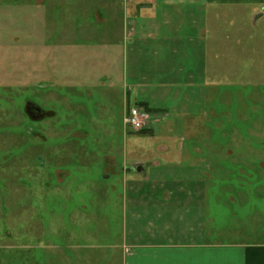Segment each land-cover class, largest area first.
I'll use <instances>...</instances> for the list:
<instances>
[{
    "label": "rangeland",
    "instance_id": "1",
    "mask_svg": "<svg viewBox=\"0 0 264 264\" xmlns=\"http://www.w3.org/2000/svg\"><path fill=\"white\" fill-rule=\"evenodd\" d=\"M193 1L169 0L183 11L162 38L200 45L201 103L191 88L143 102L136 131L126 79L161 73L123 28L135 0H0V264H120L149 215L186 226L154 205L199 183L208 243L264 246V5Z\"/></svg>",
    "mask_w": 264,
    "mask_h": 264
},
{
    "label": "crops",
    "instance_id": "2",
    "mask_svg": "<svg viewBox=\"0 0 264 264\" xmlns=\"http://www.w3.org/2000/svg\"><path fill=\"white\" fill-rule=\"evenodd\" d=\"M128 1V0H126ZM133 7L126 6L125 15L135 14L136 22H132L125 16L124 30H127L128 36L135 38V46L143 48L142 53H149L146 57V62L150 64L149 69L160 71V75L155 77L151 70L140 77L139 74H133L127 77L129 84L133 85L134 92L137 97L134 99L136 102H146L150 107H157L162 105L160 102L166 101L167 97L176 96L173 91L176 88H184L181 90L194 89L193 93H198L200 90L203 77L201 75L206 71V56H199L197 42L176 41L173 38H162L163 35H171L175 30L173 14L181 9H176L171 6L169 0H135ZM143 1V3H142ZM196 1V2H195ZM192 2V8L198 9L197 12L207 11V3L215 5L217 3H251L254 6L264 5V0H195ZM198 1V3H197ZM126 3V2H125ZM150 3V4H149ZM147 4V5H145ZM127 10V13H126ZM138 18V19H137ZM139 25V26H138ZM130 32V34H129ZM132 32V33H131ZM149 35L151 38L145 36ZM201 43V42H200ZM145 48V50H144ZM193 49V51L190 50ZM141 58V55L139 54ZM180 59L178 67L176 63ZM139 58L132 60V63L139 64ZM125 63V61H124ZM127 70L129 67V59L126 61ZM175 63V64H174ZM204 63V65H201ZM152 64V65H151ZM154 64L156 66H154ZM162 73L164 74L161 79ZM167 76V77H166ZM129 78L131 80H129ZM179 80V81H177ZM126 82V81H125ZM180 82L181 84H177ZM147 90V92L145 91ZM156 90V92L154 91ZM201 91V90H200ZM143 96L145 99H140ZM186 98V97H185ZM202 94L198 93L192 98L193 107L201 103ZM134 101L127 104L130 107ZM171 102V100L169 101ZM188 108V106H183ZM164 108V107H161ZM165 109V108H164ZM183 108L178 109L179 112ZM128 108L126 109V111ZM193 110V109H192ZM191 110V111H192ZM195 111V110H193ZM126 113V112H125ZM175 173V172H172ZM185 175H189L187 172ZM154 177H150L152 180ZM183 178V177H182ZM181 178H177L179 180ZM175 181V179H172ZM193 180H189V184ZM166 184V183H164ZM200 184V185H199ZM191 185L195 190H199V196L189 191L187 194H179L178 202L173 201V192L165 199L156 201L154 206H158L157 210L153 213L160 215L162 211L167 213L175 209H183L182 215L185 216L186 226L181 227L178 231L175 228V223L172 221L174 216L164 218L162 224L157 223L152 218V223L149 228L151 235L149 239L143 237L141 234L134 235L133 242L127 244L128 238L124 233L122 243V253L119 252L120 264H264V246H247V245H228L220 243H208L207 239V219L203 218L204 207V194L201 193L202 184ZM154 186V185H153ZM157 186V185H156ZM190 188V186H189ZM189 195V196H187ZM193 196V197H192ZM159 197L164 198L161 194ZM147 204V203H146ZM143 205V204H142ZM142 209L137 214H133L134 218L142 215L145 217L146 212ZM197 207L196 209L192 208ZM137 208V207H136ZM192 214H197L198 217L192 220ZM157 217V216H156ZM170 221H172L170 223ZM163 225V226H162ZM181 232V234H178ZM181 238L179 243H176V238ZM126 247V249H125Z\"/></svg>",
    "mask_w": 264,
    "mask_h": 264
},
{
    "label": "built area",
    "instance_id": "3",
    "mask_svg": "<svg viewBox=\"0 0 264 264\" xmlns=\"http://www.w3.org/2000/svg\"><path fill=\"white\" fill-rule=\"evenodd\" d=\"M150 113L143 107L134 102L125 113V126H129L136 131L145 129L150 120ZM148 127V126H147Z\"/></svg>",
    "mask_w": 264,
    "mask_h": 264
},
{
    "label": "trees",
    "instance_id": "4",
    "mask_svg": "<svg viewBox=\"0 0 264 264\" xmlns=\"http://www.w3.org/2000/svg\"><path fill=\"white\" fill-rule=\"evenodd\" d=\"M137 104L139 105V106H141V107H143V108H145L148 112H149V110H148V108H147V106H145V104L146 103H144L143 104V102L142 103H140V102H137ZM144 130V129H143ZM142 131V130H141Z\"/></svg>",
    "mask_w": 264,
    "mask_h": 264
},
{
    "label": "water",
    "instance_id": "5",
    "mask_svg": "<svg viewBox=\"0 0 264 264\" xmlns=\"http://www.w3.org/2000/svg\"><path fill=\"white\" fill-rule=\"evenodd\" d=\"M260 16H262V14H258V15L256 16V19L259 18ZM138 170H139V169H138Z\"/></svg>",
    "mask_w": 264,
    "mask_h": 264
}]
</instances>
